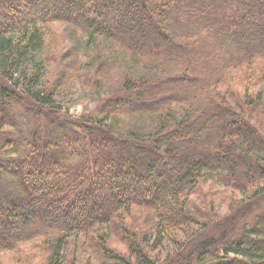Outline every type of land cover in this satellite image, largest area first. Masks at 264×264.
Here are the masks:
<instances>
[{"label": "trees", "instance_id": "obj_1", "mask_svg": "<svg viewBox=\"0 0 264 264\" xmlns=\"http://www.w3.org/2000/svg\"><path fill=\"white\" fill-rule=\"evenodd\" d=\"M52 23L92 53L54 82ZM110 62L116 86L96 76ZM72 79L109 88L94 115L55 106ZM207 183L248 201L215 220ZM176 231L174 264H264V0H0V253L166 264L153 252Z\"/></svg>", "mask_w": 264, "mask_h": 264}, {"label": "rangeland", "instance_id": "obj_2", "mask_svg": "<svg viewBox=\"0 0 264 264\" xmlns=\"http://www.w3.org/2000/svg\"><path fill=\"white\" fill-rule=\"evenodd\" d=\"M45 34L46 46L44 56L49 60H53L49 65H45L48 76L52 82H54L58 78L59 74L62 73L60 70V61H62L65 54H72L78 50V58L80 60L83 59V61H86V55L92 54L90 51L85 52L86 47L84 38L81 36L80 32H74L70 26L62 23H52L48 25ZM113 57L114 55H112V58ZM123 60L127 59L125 58ZM126 62L127 69H132L131 73L138 75L139 71L134 67V64L131 63L132 61L127 60ZM96 76H100V82H102L101 78H103L105 86H116V80L120 81L122 79L121 70L117 67V64H113L111 62L107 67H103L100 70V73L96 72ZM96 76L91 73V77L95 80H97ZM18 84L24 86L23 81H20ZM257 88L260 87L257 86ZM62 89L63 90L60 91L59 95L56 97L55 106L63 113L69 114L71 117L75 118L94 115L96 113L98 103L111 93L108 87L94 88L93 85H83L79 79H72L68 83L64 84ZM238 89L241 91V88L238 87ZM118 118H123V120L119 121L121 124L129 127V122L124 121L126 120L124 116H120ZM210 183H207L204 187L202 200L205 202L202 209L205 210L206 207L212 213L215 220L224 214L230 213L235 208L236 203L237 205H241L248 201L245 194H234L232 193L233 191L224 190L223 188L208 190L207 188H209ZM232 207L234 208L231 209ZM205 224H207V222ZM195 229L196 227L189 228L187 233L192 232V230ZM172 234V240L180 239L182 242L180 244H176L172 243L171 240L166 239L163 246L153 252V257L157 262H164L165 258H167L168 261L166 264H174L179 258H182L186 254L184 252L186 251L187 244L191 242V240L188 242L186 232L183 233L182 231H176ZM115 241L116 239H114L112 247L124 252L125 246L120 242L114 243ZM24 250V254L21 253L19 257H15L13 254L9 253H0V264H40L42 262L41 258L44 256L45 252H43L42 247L38 243H29L25 246ZM86 256H89V254H86ZM92 262L97 264L95 260H92Z\"/></svg>", "mask_w": 264, "mask_h": 264}]
</instances>
